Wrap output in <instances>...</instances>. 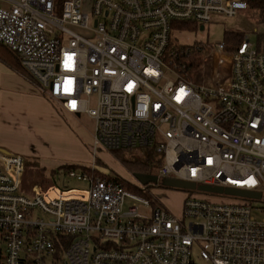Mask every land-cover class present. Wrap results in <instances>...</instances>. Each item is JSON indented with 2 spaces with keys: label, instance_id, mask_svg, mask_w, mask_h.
I'll list each match as a JSON object with an SVG mask.
<instances>
[{
  "label": "built area",
  "instance_id": "2783aa9c",
  "mask_svg": "<svg viewBox=\"0 0 264 264\" xmlns=\"http://www.w3.org/2000/svg\"><path fill=\"white\" fill-rule=\"evenodd\" d=\"M249 1L0 0V44L62 113L93 120L94 151L162 160L157 183L124 179L138 193L70 170L88 190L26 194L24 157L0 147V264H198L195 249L204 264H264V54L248 38L201 55L172 43L180 23L205 30ZM160 189L184 193L180 216Z\"/></svg>",
  "mask_w": 264,
  "mask_h": 264
},
{
  "label": "rangeland",
  "instance_id": "374dc122",
  "mask_svg": "<svg viewBox=\"0 0 264 264\" xmlns=\"http://www.w3.org/2000/svg\"><path fill=\"white\" fill-rule=\"evenodd\" d=\"M223 23L209 24L204 31L193 23H180L172 35V43L183 49L196 51L199 46H210L225 42L226 31L231 29L239 33L244 39L248 38L254 48L262 44L264 36V24H258L250 11L240 12L234 19H223ZM263 45V44H262ZM211 64V63H210ZM219 70L226 71L229 64L220 62ZM40 120L35 122V130L30 132L29 138L24 140L20 154L25 160V174L23 190L26 194L32 193L34 187H40L45 191L48 187H57L60 191L75 190L86 191L88 184L70 178L68 167L75 166L77 172L83 168H92L100 175H117L130 182L136 183L130 169L123 165L115 152H107L104 149L94 151L93 133L94 123L86 115L77 120L63 114L59 105L46 97L44 109ZM136 152H125L121 157L129 159ZM119 155V154H118ZM119 155V156H120ZM137 156H140L138 154ZM156 178V177H155ZM161 202V207L167 208L177 216H180L184 193L172 190L154 191ZM132 201L127 200V208ZM140 212L148 215L150 210L137 204ZM261 220L262 216L257 215ZM194 258L198 264H204L195 249Z\"/></svg>",
  "mask_w": 264,
  "mask_h": 264
},
{
  "label": "crops",
  "instance_id": "0c3cea01",
  "mask_svg": "<svg viewBox=\"0 0 264 264\" xmlns=\"http://www.w3.org/2000/svg\"><path fill=\"white\" fill-rule=\"evenodd\" d=\"M230 30V29H229ZM46 96L18 65L15 57L0 48V147L20 153L24 140L35 130ZM64 114V113H63ZM66 116L77 120L72 115ZM93 136V135H92Z\"/></svg>",
  "mask_w": 264,
  "mask_h": 264
},
{
  "label": "trees",
  "instance_id": "16d2710c",
  "mask_svg": "<svg viewBox=\"0 0 264 264\" xmlns=\"http://www.w3.org/2000/svg\"><path fill=\"white\" fill-rule=\"evenodd\" d=\"M63 1L64 0H59V2H63ZM248 11L251 12L253 19L258 24H264V0H251V1H249ZM243 41H244V38L239 33H237L236 31L231 30V29L226 31L225 42L228 45V47H230V48L231 47H233V48L237 47ZM262 44H261V46H259L257 48V50L259 53L264 54V36L262 38ZM0 48H5L6 50H8V52L10 54H12L15 57V59L17 60L19 68L24 72L16 54L11 52L9 49L2 46L1 44H0ZM196 50L197 51H194L195 55H201L202 54V52L199 51L198 48ZM125 152H136V153L140 154V156H137L138 154L134 155L132 153L131 154L132 156L129 159L121 157L120 154L125 153ZM115 154H116L117 158L121 160L123 165L125 167H127V169H130L131 173H133L134 176L140 175V176H147V177L155 178L157 173H158L159 168L162 166V160H160V158L158 157V155L154 152V150L152 148L121 150V151H116ZM74 167L75 166L68 167L69 168L68 172L70 170H75V169H73ZM82 170L87 172L93 178H103V179L107 178L108 180H114L116 182H120L127 190H130V191L135 192V193L139 192V190L136 186H133L130 183L126 182V180H124L120 176H117V175H113V176L100 175L98 172H96V170H94L92 168H83ZM151 184L152 183L150 182V183L146 184V186H149ZM51 187H54V186H50L47 189H49ZM39 189H40V187H39Z\"/></svg>",
  "mask_w": 264,
  "mask_h": 264
},
{
  "label": "water",
  "instance_id": "95a60500",
  "mask_svg": "<svg viewBox=\"0 0 264 264\" xmlns=\"http://www.w3.org/2000/svg\"><path fill=\"white\" fill-rule=\"evenodd\" d=\"M201 30L203 31L204 28L202 27ZM135 178L137 180H139V182H141L143 185H146L148 183H157V178H152V177H147V176H140L137 175L135 176ZM162 186L165 188H170V189H176V190H198L201 192H208V193H218V194H222L223 190L221 189H216V188H211L209 186H199L197 187L195 184L193 183H187V182H182V181H178V180H164L162 182ZM225 193L227 195H233V196H239V197H245V198H260L259 194H253L250 192H245V191H240V190H226Z\"/></svg>",
  "mask_w": 264,
  "mask_h": 264
}]
</instances>
